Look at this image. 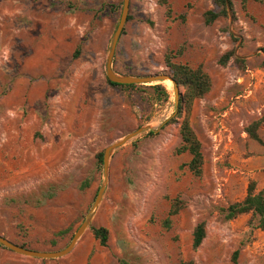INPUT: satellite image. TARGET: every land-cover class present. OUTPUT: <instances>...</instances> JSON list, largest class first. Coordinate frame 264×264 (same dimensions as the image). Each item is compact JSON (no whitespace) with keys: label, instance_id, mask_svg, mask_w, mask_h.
<instances>
[{"label":"rangeland","instance_id":"rangeland-1","mask_svg":"<svg viewBox=\"0 0 264 264\" xmlns=\"http://www.w3.org/2000/svg\"><path fill=\"white\" fill-rule=\"evenodd\" d=\"M160 2L129 0L112 69L168 73L165 54L180 50L173 63L207 73L210 89L189 114L203 157L199 177L180 169L190 157L176 153L181 118H175L171 82L158 83L169 94L162 107L139 90L108 84L105 61L122 0H0L2 237L40 252L63 249L103 182L96 155L140 127L151 128L109 160L89 225L108 230L106 247L87 230L63 258H29L0 246V264H264V232L249 224L250 214L228 221L223 212L244 198L250 181L256 191L264 183V147L244 131L264 117V0H248L245 9L230 0L228 17L209 26L203 14L215 10L212 0H165L170 18ZM229 51L233 57L221 66ZM257 134L264 141V122ZM85 180L89 185L80 190ZM177 197L183 208L165 229ZM199 222L205 237L193 250Z\"/></svg>","mask_w":264,"mask_h":264},{"label":"trees","instance_id":"trees-1","mask_svg":"<svg viewBox=\"0 0 264 264\" xmlns=\"http://www.w3.org/2000/svg\"><path fill=\"white\" fill-rule=\"evenodd\" d=\"M248 0H241L242 8L245 9ZM254 2H261L262 0H252ZM160 4L166 6L165 15L170 18L171 11L169 5L165 0H161ZM212 4L215 10H208L203 14V22L205 25H212L220 18L226 19L228 17V11L231 8L230 0H212ZM128 19V18H127ZM182 19V18H181ZM264 56V50H262ZM181 55V51L167 52L164 56L165 66L168 69V73L177 86L182 89V94L178 98L176 106L177 114L176 119L181 118L179 124V137L180 144L176 149L177 154L187 153L190 157L189 161L180 166V169L186 168L188 172L194 176L199 177L202 172L203 157L201 152V145L193 132L189 124V114L193 101L202 98L210 89V78L203 71L201 66L192 68L186 64H176L172 62V59ZM233 57L231 51L225 53L220 59L219 64L225 66L227 61ZM235 61L239 62L238 59ZM262 68L264 69V59L262 62ZM113 87H118L124 90H139L146 101L151 106H164L169 98V94L165 87L161 84L155 85H115L108 82ZM264 122V117H261L251 122L246 128L245 133L247 136L264 147V141L261 140L257 134V131L261 124ZM151 134V132H148ZM96 165L100 170L102 167V153L96 155ZM264 175V169H263ZM89 181L85 180L80 185V190H84L88 187ZM184 203L177 197L171 200L170 207L167 213V217L163 220L162 225L165 229H168L171 225L172 218L175 217L179 211L183 208ZM225 220H233L240 215L250 214L251 221L249 224L253 225V228L264 232V183L260 190L256 191V183L250 181L246 188V194L244 198L229 205L223 210ZM69 230H60L54 234V237H60L65 235ZM93 239L98 242L99 246L106 247L108 241V230L104 227L90 226L88 229ZM205 237V225L203 222H199L195 225L192 231V249H197ZM22 248H27L22 244H16ZM28 249V248H27ZM238 252L233 253V260H235ZM179 264H194L192 261H181Z\"/></svg>","mask_w":264,"mask_h":264},{"label":"water","instance_id":"water-1","mask_svg":"<svg viewBox=\"0 0 264 264\" xmlns=\"http://www.w3.org/2000/svg\"><path fill=\"white\" fill-rule=\"evenodd\" d=\"M128 9H129V0H122V10H121L119 22L112 36V40L105 61V77L107 81L115 85L125 86V85H155L165 80H169L173 85V91L177 105L178 96H179V87L177 86L175 81H173L169 73H155L145 76H131V75H120L112 69V60L114 57L116 44L123 30L124 24L127 20ZM150 130L151 128L149 126L140 127L128 133L127 135L119 139H116L115 141L111 142L104 148L102 152V167H103V177H104L103 182L100 188L98 189L91 210L88 212V214L83 219L81 224L75 230L74 234L70 239V242L63 249L53 252L35 251L15 245L11 243L9 240L2 237L1 235H0V246L20 256L37 258L42 260L60 259L69 255L73 251V249L75 248V246L77 245L83 234L88 230L92 218V213L98 207L102 199L108 181L109 160L113 152L121 148L125 144L129 143L130 141H132L138 135Z\"/></svg>","mask_w":264,"mask_h":264},{"label":"crops","instance_id":"crops-1","mask_svg":"<svg viewBox=\"0 0 264 264\" xmlns=\"http://www.w3.org/2000/svg\"><path fill=\"white\" fill-rule=\"evenodd\" d=\"M263 176V179H264V175H262Z\"/></svg>","mask_w":264,"mask_h":264},{"label":"bare ground","instance_id":"bare-ground-1","mask_svg":"<svg viewBox=\"0 0 264 264\" xmlns=\"http://www.w3.org/2000/svg\"><path fill=\"white\" fill-rule=\"evenodd\" d=\"M169 81V80H168ZM164 82V81H163ZM172 84V83H171ZM173 86V85H172Z\"/></svg>","mask_w":264,"mask_h":264}]
</instances>
